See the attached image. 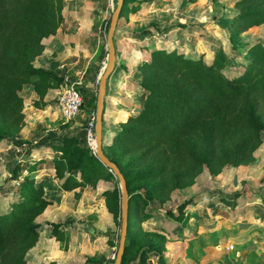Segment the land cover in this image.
<instances>
[{"label":"trees","instance_id":"obj_1","mask_svg":"<svg viewBox=\"0 0 264 264\" xmlns=\"http://www.w3.org/2000/svg\"><path fill=\"white\" fill-rule=\"evenodd\" d=\"M234 6L231 25L235 30L264 24V0H235ZM63 7L64 0H0V142L24 126L20 94L24 87L30 86L36 95L31 105L45 109L48 91L66 83L59 71L35 64L45 49L44 39L55 34L64 19ZM137 10L134 0H123L118 20ZM140 33L150 34L148 28ZM246 52L247 58L231 74L222 49L206 61L202 55L159 45L137 63L133 79L141 88L139 107L119 124L107 144L110 152L103 150L122 173L128 192L120 264H149L153 258L163 264L164 246L160 245L165 236L158 243L140 239L136 228L158 212L149 208V201H164L174 190L191 185L204 167L215 173L224 166L237 167L253 160L264 129V42L250 44ZM90 96L86 94L83 102L95 109ZM37 126L40 138L45 131ZM39 150H49L51 155L32 159L29 155L11 168L10 181L16 187L7 206L0 207V264H27L26 254L39 238L37 217L53 203L43 186L50 178L59 181L63 191H71L106 176L114 185L104 189L101 197L114 222L120 224L118 182L74 132H64ZM49 162L51 174H40V167ZM197 198L180 203L176 215L164 211L163 218L171 217L185 228L189 217L184 208ZM65 224L47 222L51 237L64 241ZM106 262L87 257L80 264Z\"/></svg>","mask_w":264,"mask_h":264},{"label":"rangeland","instance_id":"obj_2","mask_svg":"<svg viewBox=\"0 0 264 264\" xmlns=\"http://www.w3.org/2000/svg\"><path fill=\"white\" fill-rule=\"evenodd\" d=\"M116 2L64 0L62 13L66 14V20L61 25L70 33L76 30L69 42L74 51L65 55L70 63L64 69L68 76L64 84H74L82 98L91 94L95 109L83 102L79 113L66 122L59 113L58 90L50 91L47 96L49 106L40 109L31 105L36 99L31 87L22 89L24 126L17 135L5 137L0 142V206H7L15 195L16 183L10 181L12 166L26 161L29 155L30 159L34 158L45 142L61 137L64 132H74L87 145L86 125L96 116L99 77L109 60L106 36ZM234 2L134 0L138 10L117 20L113 33V43L124 38L123 43H118L120 54L125 49L122 57L135 58L129 82L137 85V80L133 79L137 63L148 57L151 48L159 45L176 47L191 56L202 55L206 61L217 49H222L228 56L227 73L236 71L240 60L247 58L249 45L264 42V24L243 32L235 30L231 25V15L237 10ZM145 28L150 34L140 33ZM115 68L107 81L116 79ZM140 93L141 88L138 94H134L138 107ZM38 124L45 131L40 138L37 137ZM109 141H103V150L108 153ZM44 154L51 155V151ZM40 169V174H51L52 163L42 165ZM114 180L118 182L115 175ZM113 185V181L103 176L93 185L63 192L59 181L53 178L44 181V194L53 203L37 218L40 239L27 252V264H80L87 257L112 264L117 253L120 224L114 222L101 192ZM118 186L120 188L119 182ZM148 192L152 194V189ZM192 196L198 198L184 208L189 217L185 228L177 225L171 217L163 218L164 211L176 215L179 204ZM121 204L120 188V212ZM149 208L158 212L136 228L140 231V239L157 242L162 235L165 236L164 245H160L164 246L163 264H264V129L251 162L237 167L227 165L215 173L204 167L191 185L174 190L164 201H149ZM50 220L66 221L64 241L49 236L47 222ZM174 235L180 237L172 239ZM148 263L155 264V259L148 260Z\"/></svg>","mask_w":264,"mask_h":264},{"label":"crops","instance_id":"obj_3","mask_svg":"<svg viewBox=\"0 0 264 264\" xmlns=\"http://www.w3.org/2000/svg\"><path fill=\"white\" fill-rule=\"evenodd\" d=\"M63 16H64L63 22H65L66 14H64V12H63ZM63 26H64L63 24L62 25L60 24L55 34L50 35L49 37L44 39L45 49L35 59V64L37 66H42L45 68L59 71L64 76L65 79H68L67 78L68 76L65 73L64 69H67L69 67L70 62L65 55L68 54L70 51L71 52L74 51L70 47L69 42L73 40V37H74L73 34H74V31L76 30L75 29L71 30V33H70L68 32V30H66L67 28L65 29L63 28ZM123 39L124 38L122 39L120 38L118 40V43L119 44L123 43ZM118 43L116 42L114 43L115 56H116L115 64L118 65V67L116 66V69H115L117 70L115 73L117 76L116 77L117 80L115 78L111 80L109 79L106 83V94L104 98V113H103V123H102L103 141L111 140L115 131L119 128V124L124 122L130 113L137 111L138 109V105L136 104V96H134V94L135 92L136 94L140 92V87L138 85H133L129 82L131 74L134 69L133 68L135 65L134 63H136L134 60L135 58L132 56L131 57L129 56L128 59L125 57H122V56H125L124 55L125 49L121 50L124 53L120 54ZM134 50L132 49V51ZM142 50L144 51L145 49H142ZM140 54L142 55L143 53L141 52ZM53 90L56 91L58 89H50L48 91L47 96L50 94V91H53ZM31 91L32 93H34L32 88H31ZM47 96L45 100H48ZM46 151L48 150H45V151L37 150L36 154H34L33 157L45 156L44 153ZM48 156L49 155L47 154L45 157H48ZM61 191L63 190L61 189ZM63 192H68V191H63ZM0 207H6V206H0ZM43 213H41L38 217L42 216ZM50 221H53V220H50ZM48 234L49 236H51L49 233V230H48ZM176 236L177 235H174L172 239L179 238ZM39 239H40V231H39L38 241ZM167 254L168 253H166L165 255ZM153 259H155V264H157V259L156 258H153Z\"/></svg>","mask_w":264,"mask_h":264},{"label":"water","instance_id":"obj_4","mask_svg":"<svg viewBox=\"0 0 264 264\" xmlns=\"http://www.w3.org/2000/svg\"><path fill=\"white\" fill-rule=\"evenodd\" d=\"M123 0H117L116 6L112 12L110 24L107 31L106 42L108 47V55L109 60L105 70L99 77V87H98V94L96 98V116H95V139H96V146H95V155L99 159V161L111 171L115 177L117 178L120 188H121V212H120V234H119V242L116 257L112 264H120L126 233H127V216H128V192L126 188L125 179L120 172L119 168L116 166L114 162L109 160V158L103 152V136H102V123H103V113H104V98L106 94V83L109 75L112 73L115 67V47L113 43V33L115 30L116 22L119 18L120 10L122 7Z\"/></svg>","mask_w":264,"mask_h":264},{"label":"built area","instance_id":"obj_5","mask_svg":"<svg viewBox=\"0 0 264 264\" xmlns=\"http://www.w3.org/2000/svg\"><path fill=\"white\" fill-rule=\"evenodd\" d=\"M56 99L60 116L66 122L72 120L79 113L81 107L83 106L82 94L78 90V88L72 83L61 85L58 89ZM94 130L95 119L93 117L87 122L85 131V141L92 150V152L95 154L96 140Z\"/></svg>","mask_w":264,"mask_h":264}]
</instances>
